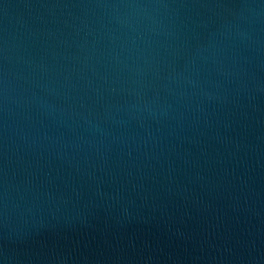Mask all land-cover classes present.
Instances as JSON below:
<instances>
[{
	"label": "water",
	"instance_id": "95a60500",
	"mask_svg": "<svg viewBox=\"0 0 264 264\" xmlns=\"http://www.w3.org/2000/svg\"><path fill=\"white\" fill-rule=\"evenodd\" d=\"M0 264H264V0H0Z\"/></svg>",
	"mask_w": 264,
	"mask_h": 264
}]
</instances>
